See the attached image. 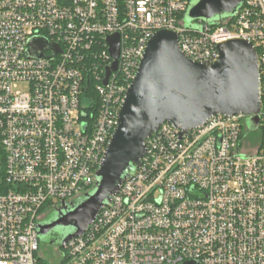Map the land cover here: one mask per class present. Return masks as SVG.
I'll return each mask as SVG.
<instances>
[{"label":"built area","instance_id":"built-area-1","mask_svg":"<svg viewBox=\"0 0 264 264\" xmlns=\"http://www.w3.org/2000/svg\"><path fill=\"white\" fill-rule=\"evenodd\" d=\"M190 2L0 0L8 187L0 192V264H40V220L95 185L117 110L148 40L163 29L177 32L181 51L197 62L216 60L224 41L250 42L258 53V123L249 128V116L218 114L181 136L163 123L58 264H264V0H244L220 22L185 27ZM112 35L118 57L106 78ZM34 38L59 52L28 56ZM255 131L259 137L248 140Z\"/></svg>","mask_w":264,"mask_h":264},{"label":"water","instance_id":"water-1","mask_svg":"<svg viewBox=\"0 0 264 264\" xmlns=\"http://www.w3.org/2000/svg\"><path fill=\"white\" fill-rule=\"evenodd\" d=\"M243 1L193 0L185 15L190 21L214 24L233 16ZM108 42L115 61L107 68L106 78L116 69L118 35L109 36ZM217 48L216 60L197 62L181 51L177 32L163 29L151 36L117 110L115 129L96 171L94 189L62 203L51 219L38 223V237H48L56 229L58 244L64 247L68 240L82 235L128 172L140 164L147 138L163 123L179 129L180 136L218 114H244L249 116L250 127L257 125L261 108L257 49L243 39L224 41ZM46 49L59 52L56 44L34 38L29 42L28 56H44ZM61 229L69 231L60 234Z\"/></svg>","mask_w":264,"mask_h":264},{"label":"rangeland","instance_id":"rangeland-1","mask_svg":"<svg viewBox=\"0 0 264 264\" xmlns=\"http://www.w3.org/2000/svg\"><path fill=\"white\" fill-rule=\"evenodd\" d=\"M183 22L186 25L195 23V21H190L186 15H184ZM19 90L26 91V86L19 85ZM246 123H247V126L250 128L251 123H250L249 117L246 118ZM248 137H249L248 140H253L254 137H259V133L255 131V133L249 134ZM93 189H94V186H92L88 191H92ZM78 198H76L75 200H77ZM54 212L55 210L50 211L43 219L40 220V222H44L47 219H51L54 215ZM67 231H69V229H63V230L61 229L60 234L65 233ZM38 239H39L38 254L47 262V264H58L62 259V254H63L62 250H59L56 247L50 245L48 237L40 236L38 237Z\"/></svg>","mask_w":264,"mask_h":264},{"label":"trees","instance_id":"trees-1","mask_svg":"<svg viewBox=\"0 0 264 264\" xmlns=\"http://www.w3.org/2000/svg\"><path fill=\"white\" fill-rule=\"evenodd\" d=\"M191 1H193V0H191ZM7 189H8V187L4 184V153L2 151V148L0 147V192H4ZM88 192H90V191H87L86 193H88ZM39 260H40V264H47V262L44 259L39 258Z\"/></svg>","mask_w":264,"mask_h":264},{"label":"flooded vegetation","instance_id":"flooded-vegetation-1","mask_svg":"<svg viewBox=\"0 0 264 264\" xmlns=\"http://www.w3.org/2000/svg\"><path fill=\"white\" fill-rule=\"evenodd\" d=\"M48 239H49V244L50 245L56 247L59 250H62V252H63V247H61L58 244V241L60 239V236H59V234H57V230L56 229L50 231V234L48 236Z\"/></svg>","mask_w":264,"mask_h":264}]
</instances>
